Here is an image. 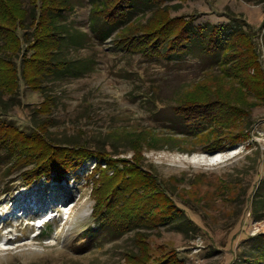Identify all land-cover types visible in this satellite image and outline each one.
<instances>
[{
  "label": "rangeland",
  "instance_id": "1",
  "mask_svg": "<svg viewBox=\"0 0 264 264\" xmlns=\"http://www.w3.org/2000/svg\"><path fill=\"white\" fill-rule=\"evenodd\" d=\"M22 1L28 11L41 5L39 0ZM71 5L61 20L76 36V44L73 47L66 39L60 58L81 67L82 74L49 77L39 89L20 80L16 99L22 106L13 107L0 92V115L28 132L46 123L44 131L57 142L84 144L127 165L142 162L144 175L154 173L169 181L178 211L164 224H136L126 226L124 232L104 226L105 219L112 217L106 212L93 218L97 203L92 189L98 178L91 175L96 166L93 158L61 178L29 182H13L23 171L7 177L11 161L3 160L0 227L10 221L6 231L11 234L2 237L0 249L11 252L0 251V264H131L132 258L145 256L147 264H166L173 262L168 257L174 251L180 264H264V100L258 102L256 95L248 94L255 105L244 124L220 127L212 136L198 128L196 114L187 123L176 113L183 94L198 85L210 86L211 75L222 73L218 54L208 52L215 28L220 31L215 32L219 44L234 30L249 33L264 72V0L141 1L104 38L93 27V0H71ZM159 8L168 11V19L190 21L196 34L199 28L206 29L191 43L190 54L147 56L127 51L118 42L127 24L140 18L145 24ZM32 18L27 32L33 34ZM30 56L28 52L26 58ZM18 59L20 65L23 55ZM26 70L38 79L37 66L27 65ZM48 105L49 112L40 115L38 111ZM204 112L223 115L217 109L199 114ZM243 129L248 136L231 142L229 137ZM9 135L16 138L17 134L11 128ZM139 140L141 144H134ZM207 146L217 153L203 151ZM133 147L141 148L136 152ZM136 185L142 191L148 188L146 183H123L116 188L118 200L124 201L128 191L142 194ZM32 193L44 210L40 217L34 216L35 204L26 206L25 215L12 207L19 199L29 200ZM31 217L44 218L48 224L39 229L29 222Z\"/></svg>",
  "mask_w": 264,
  "mask_h": 264
},
{
  "label": "trees",
  "instance_id": "2",
  "mask_svg": "<svg viewBox=\"0 0 264 264\" xmlns=\"http://www.w3.org/2000/svg\"><path fill=\"white\" fill-rule=\"evenodd\" d=\"M39 1L41 5H36L32 11H28L22 0H0V92L2 97H8L13 107L22 106V102L16 99L20 80H25L30 87L32 85L39 89L43 80L49 77L82 74L81 67L60 58L65 40L68 39L69 44L75 47L77 39L68 32L61 20L62 14L72 9L71 0ZM141 1L152 4L160 2V0H93L95 6L92 16L96 35L100 38L108 35L129 16L135 4ZM167 12L159 8L155 15L146 21L147 23H141L140 18L127 24L119 33L118 42L125 46L127 51L141 52L147 56H161L163 53L173 52L176 55L190 54L191 43L202 37L206 29L199 28L197 35L189 27L190 21L183 17L168 19ZM29 17H33L31 28H34V33L36 32L35 40L34 33L27 32L30 29ZM215 32L219 34L220 31L215 28L208 52L218 54L221 75H211L212 81L209 83L212 84L208 87L198 85L193 90H188L179 99L176 109L177 115L183 116L187 123L194 120L196 114L195 121L200 122L198 128L209 136L216 135L215 131L220 127L232 129L238 126V122L244 124L245 117L255 105L248 101V94L256 95L258 102L264 100V72L261 71L259 55L252 42L254 39L242 28L234 30L228 39L219 44ZM25 44L27 49L24 47ZM40 44L44 47L42 48ZM28 52L31 53L30 58H26ZM21 55L23 61L18 65V56L20 58ZM27 65L30 68L37 66L35 74L38 75V79L33 77L36 75H31L26 70ZM32 80L38 82V85L31 84ZM3 104L6 103L3 101ZM210 109H217L223 112V115L218 117L207 112L199 114ZM38 112L40 115L47 114L49 105ZM4 116L0 115V162L11 161L7 168V177L23 171L13 182L20 180L29 182L51 176L61 178L76 171L86 160L93 158L96 160L94 168L96 173L94 171L91 175L92 178L98 177L94 180L95 187L92 189L97 203L93 218L97 220L100 216L103 217L104 212L105 215L110 214L112 217L105 219L104 226H115L124 232L127 230L126 226L136 224L155 227L168 222L174 212L178 211L171 197L169 181H164L154 173L144 175L140 168L142 162L127 165L105 151H94L84 144L57 142L50 137L49 132L44 131L46 123L40 125L37 130L28 132L24 131L26 129L23 127L20 129L15 123H6ZM11 128L15 130L16 138L10 137ZM245 136L248 135L243 129L240 133L231 135L229 139L234 143ZM134 144H141V141ZM140 148L133 147V151L137 152ZM204 149L210 153H217L213 147L207 146ZM30 166V169H26ZM10 167L14 169L9 170ZM111 171L112 175L109 174ZM132 181L136 184L146 183L148 188L142 191V188L136 185V190L142 191V194L128 191L124 201L118 200L116 188ZM112 198L116 200L115 205L112 204ZM142 249H146L144 244ZM168 260H173L174 263L166 264L181 263L175 251L169 255ZM130 261L131 264H147L148 258L134 257Z\"/></svg>",
  "mask_w": 264,
  "mask_h": 264
},
{
  "label": "bare ground",
  "instance_id": "3",
  "mask_svg": "<svg viewBox=\"0 0 264 264\" xmlns=\"http://www.w3.org/2000/svg\"><path fill=\"white\" fill-rule=\"evenodd\" d=\"M203 151H206V150L203 149ZM37 196L38 195L33 196V193H32V195H30V199L29 200H22V199L18 198L19 200L16 201L15 203H13L12 207H15L16 209L19 208V210L21 212H23V215H25L27 213V211H28V207H26V206H29L31 204H35V207H37L36 209H38V211H37V214H34V216L35 217H40L42 215L41 212H43L44 210L42 209V207H39V202L40 201L38 202ZM31 197L33 198V201L31 200ZM20 198H22V197H20ZM29 210H30V208H29ZM32 210L33 209L31 208L30 212ZM9 223H10V221H5V222L1 223L2 226L0 227V243H1L2 237L5 235V233L11 234V232L6 231V227H7V225H9ZM3 250L11 252V249H0V251H3Z\"/></svg>",
  "mask_w": 264,
  "mask_h": 264
}]
</instances>
